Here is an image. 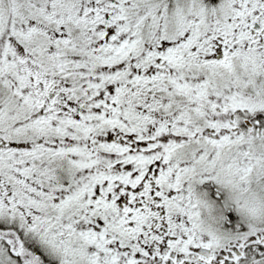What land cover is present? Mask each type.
Masks as SVG:
<instances>
[{
    "label": "snow or ice",
    "instance_id": "6c2138e0",
    "mask_svg": "<svg viewBox=\"0 0 264 264\" xmlns=\"http://www.w3.org/2000/svg\"><path fill=\"white\" fill-rule=\"evenodd\" d=\"M0 264H264V0H0Z\"/></svg>",
    "mask_w": 264,
    "mask_h": 264
}]
</instances>
